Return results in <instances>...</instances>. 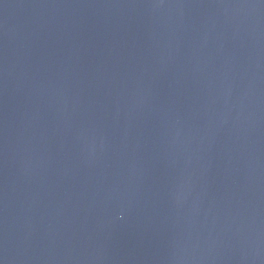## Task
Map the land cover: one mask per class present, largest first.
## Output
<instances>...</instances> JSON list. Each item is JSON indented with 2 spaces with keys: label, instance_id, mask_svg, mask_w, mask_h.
Segmentation results:
<instances>
[{
  "label": "water",
  "instance_id": "obj_1",
  "mask_svg": "<svg viewBox=\"0 0 264 264\" xmlns=\"http://www.w3.org/2000/svg\"><path fill=\"white\" fill-rule=\"evenodd\" d=\"M0 264H264V0H0Z\"/></svg>",
  "mask_w": 264,
  "mask_h": 264
}]
</instances>
